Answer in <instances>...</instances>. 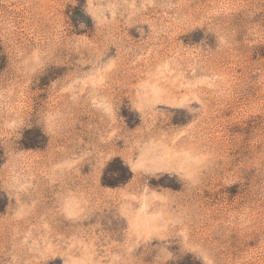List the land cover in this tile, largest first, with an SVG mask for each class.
I'll return each mask as SVG.
<instances>
[{
  "label": "rangeland",
  "instance_id": "374dc122",
  "mask_svg": "<svg viewBox=\"0 0 264 264\" xmlns=\"http://www.w3.org/2000/svg\"><path fill=\"white\" fill-rule=\"evenodd\" d=\"M0 264H264V0H0Z\"/></svg>",
  "mask_w": 264,
  "mask_h": 264
}]
</instances>
